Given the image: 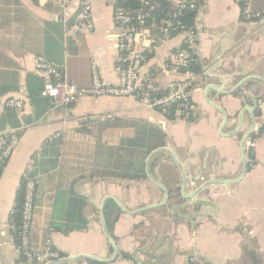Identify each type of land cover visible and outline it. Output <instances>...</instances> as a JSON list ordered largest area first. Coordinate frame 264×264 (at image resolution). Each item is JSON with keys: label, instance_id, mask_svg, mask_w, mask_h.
<instances>
[{"label": "crops", "instance_id": "crops-1", "mask_svg": "<svg viewBox=\"0 0 264 264\" xmlns=\"http://www.w3.org/2000/svg\"><path fill=\"white\" fill-rule=\"evenodd\" d=\"M80 1L73 0L70 17L63 19L58 0H0V87L9 88L0 89V137L9 132L18 137L0 176V264H17L19 259L11 235L15 195L26 167L46 139L87 118L116 116L154 123L165 132L164 146L183 164L185 192L191 194L207 179L236 180L241 175L240 142L252 127L251 112L255 124L243 144L247 170L239 181L209 185L173 204L169 197L176 188L180 193L182 173L166 152L158 151L148 169L168 191L163 206L130 214L110 198L129 211L162 201L164 192L147 176L144 180L86 178L77 182L75 190L88 199L87 227L67 234L48 227L34 245L41 246L49 236L62 257L88 254L105 259L77 258L63 264H198L189 260L191 255L206 264H264V85L247 79L232 94L219 92L227 93L252 75L264 79V0H251L261 13L251 21L242 17L237 0H202L194 22L192 54L200 68L190 93L194 108L188 117L174 119L133 97L86 96L71 105H54L39 95L43 80L34 71L35 56L54 61L67 79L80 86L90 85L93 65L104 81L118 83L115 3L90 0L93 30L71 35L66 30ZM164 25L153 24L143 39V53L148 57L142 77L154 93L168 91L180 78L169 73L167 65L182 47L184 35L170 37ZM209 86L215 89L207 90ZM10 97L23 98L21 113L5 106ZM213 104L225 110V122ZM52 200L47 195L35 209L34 230L45 228L52 215L55 222L60 219L59 213L52 214ZM102 201L107 229L118 251L115 258L101 227Z\"/></svg>", "mask_w": 264, "mask_h": 264}, {"label": "trees", "instance_id": "trees-1", "mask_svg": "<svg viewBox=\"0 0 264 264\" xmlns=\"http://www.w3.org/2000/svg\"><path fill=\"white\" fill-rule=\"evenodd\" d=\"M191 1L195 2V9L188 6L177 8L171 0H151V5H145L141 0H117L115 6L129 11L133 16L139 13L148 15L145 23L148 28H151L153 24L160 27L164 21L168 20L170 24L164 26L169 36L172 37L180 33L182 29H194L198 6L202 0ZM182 47L185 45L183 44ZM189 69L195 74L200 69L192 51L190 52ZM2 89L8 90L9 88ZM149 93L162 95L165 92L150 91ZM175 108L176 105L168 107L164 112L166 118H175ZM13 118L14 125L18 124L14 114ZM165 137V132L161 127L146 120L106 116L102 120L87 118L78 126L46 139L40 151L33 156L31 169L27 175L37 178L34 189L35 209L48 195L53 199L52 214L59 213L60 219L55 222L52 215L46 227L37 228V230L33 229L32 224L30 244L37 247L34 245V239L36 241L41 235L43 237L48 233V227L64 234L85 229L88 220L85 217L84 208L88 199L76 192L77 182L86 178L146 179L145 159L152 150L165 145ZM6 160L7 158L0 159V176ZM24 182L25 179L22 176L11 214L13 225L11 235L15 246L19 244ZM169 199L173 204L184 201L178 188L171 192ZM119 254H122L124 258H129V255L125 253L120 252ZM22 261H24V255L20 254L17 264Z\"/></svg>", "mask_w": 264, "mask_h": 264}, {"label": "built area", "instance_id": "built-area-1", "mask_svg": "<svg viewBox=\"0 0 264 264\" xmlns=\"http://www.w3.org/2000/svg\"><path fill=\"white\" fill-rule=\"evenodd\" d=\"M114 3L117 0H112ZM240 4L242 17L251 21L261 17V13L253 8L251 0H237ZM145 5H151V0H141ZM177 8L188 6L195 9V2L191 0H173ZM73 0H58L60 15L63 19L70 17V7ZM80 9L71 25L67 27V33L71 35L89 33L94 28L92 18V5L90 0H81ZM176 14V13H175ZM148 15L139 13L133 16L119 6L114 7L113 22L118 30L117 50L118 64L116 72L118 83L112 84L104 81L95 65L91 68V83L88 86H80L66 78L62 68L54 61L42 56L33 58L34 71L42 78L43 86L39 95L46 98L54 105H69L86 96L91 97H133L142 105L156 108L163 114L168 107L176 105L175 118H186L194 108L191 101V89L196 81V74L189 69L190 52L193 51L196 40L194 29H182L179 34L184 35L183 44L167 65V71L177 75L179 80L170 85V89L162 95L150 94L149 87L142 77V65L145 61L143 53V39L148 37L150 28L146 23ZM165 24L170 22L164 21ZM166 32V30H164ZM5 106L21 113L24 108L22 97H10L5 100ZM2 147L0 159L7 158L18 144V137L14 132L1 135ZM30 163L24 173V193L21 210V223L19 227V244L15 246L19 254L24 255V261L20 264H47L62 258V255L53 248L49 236L41 246L33 247L30 244V232L34 218V189L37 178H31L27 174L31 169ZM189 260L198 264H206L199 256L191 255ZM132 264V263H130Z\"/></svg>", "mask_w": 264, "mask_h": 264}, {"label": "water", "instance_id": "water-1", "mask_svg": "<svg viewBox=\"0 0 264 264\" xmlns=\"http://www.w3.org/2000/svg\"><path fill=\"white\" fill-rule=\"evenodd\" d=\"M247 79H257L258 81H260L263 85H264V79L263 78H260L258 76H249V77H246V78H243L241 81H239L230 91H228L227 93L225 91H219V92H223V94H232L235 90H237L240 85ZM208 89H215L214 87L212 86H209L207 88ZM218 90V89H216ZM207 98V96H206ZM208 100V99H207ZM73 103H70L69 105H71ZM215 109H217L218 111H220L223 116H224V122L226 121L227 119V114L225 112V110L218 106V105H215L213 104L212 105ZM247 108V107H246ZM249 108V107H248ZM251 120H252V127L251 129L242 136L241 138V142H240V153H241V162H242V173L241 175L236 179V180H230V179H207L203 182H201L194 190L191 194H188L185 192V186H186V182H187V176L185 174V171H184V168H183V164L179 161V159L176 157V155L166 146H161V147H158L154 150H152L146 157L145 159V174L147 176V178L154 184L156 185L157 187H159L163 192H164V199L158 203H153V204H149V205H144V206H141L139 207L138 209H135V210H127L125 208H123L120 203L117 201L116 198L114 197H111L114 202L116 203V205L124 212H128L130 214H139V213H142L144 211H148V210H151L153 208H157V207H161L163 206L167 200H168V191L167 189L161 184L159 183L158 181H156L150 174L149 172V169H148V163H149V160L151 158L152 155H154L156 152L158 151H164L166 152L172 159L173 161L179 166L180 170H181V173H182V181H181V185H180V194L183 198H186V199H189L191 198L193 195L197 194L199 191H201L202 189L206 188L207 186L209 185H213V184H228V183H232V182H236V181H239L242 176L245 174L246 170H247V162H246V159H245V154H244V149H243V144H244V141L245 139L248 137V135L253 131L254 129V124H255V117L253 115V113L251 112ZM174 214V213H173ZM99 216H100V222H101V227H102V231H103V234L104 236L106 237L107 241L109 242L112 250H113V253H114V258L117 256L118 254V251H117V247H116V244L115 242L113 241V239L111 238V236L109 235V232H108V229H107V224H106V219H105V215H104V205H103V201L99 207ZM77 258H84V259H91V260H94V261H97V262H102V261H105V259L101 258V257H97V256H93V255H88V254H76V255H68V256H65V257H62L58 260H55L49 264H63L69 260H73V259H77Z\"/></svg>", "mask_w": 264, "mask_h": 264}, {"label": "rangeland", "instance_id": "rangeland-1", "mask_svg": "<svg viewBox=\"0 0 264 264\" xmlns=\"http://www.w3.org/2000/svg\"><path fill=\"white\" fill-rule=\"evenodd\" d=\"M173 205V204H172Z\"/></svg>", "mask_w": 264, "mask_h": 264}]
</instances>
